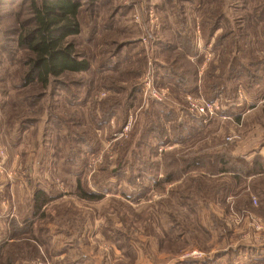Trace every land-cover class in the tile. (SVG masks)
<instances>
[{
    "label": "rangeland",
    "instance_id": "obj_1",
    "mask_svg": "<svg viewBox=\"0 0 264 264\" xmlns=\"http://www.w3.org/2000/svg\"><path fill=\"white\" fill-rule=\"evenodd\" d=\"M259 2H86L71 40L89 71L41 88L22 86L28 4L0 0V264H264V175L204 160L264 162ZM220 89L217 113L190 114Z\"/></svg>",
    "mask_w": 264,
    "mask_h": 264
},
{
    "label": "trees",
    "instance_id": "obj_2",
    "mask_svg": "<svg viewBox=\"0 0 264 264\" xmlns=\"http://www.w3.org/2000/svg\"><path fill=\"white\" fill-rule=\"evenodd\" d=\"M94 1L95 0H26L29 12L26 19L19 22L20 29L16 40V45L20 49L25 50L27 53L24 63H22V66L25 68L22 79L23 87L32 86L34 83L36 86L45 88L50 80L61 78L67 74L77 75L89 71L90 63L88 59L84 57L83 53L81 54L76 50V46L71 38L79 35L81 32L79 14L81 13V8L85 5L84 3L89 2L87 5H91ZM255 7L258 8H255L254 11H257L258 15L262 17L264 15V4L260 6L259 2ZM214 18L215 19H213L210 25L211 35H213L211 31L215 32L219 29L218 24L220 22L218 21V17L214 16ZM117 48H119V45ZM116 53L117 51L114 52L115 56H117ZM187 53H189V48H187ZM189 54L193 55L191 52ZM110 61L111 62L108 63L109 65L106 67H113L111 65L113 61ZM180 67L182 66H174L171 64L165 68V70H169L170 72V79L173 78L174 74H177L176 69ZM181 83L185 85L186 82L181 80ZM254 84V79H252V84L250 86ZM220 92L221 89L220 91L218 90L214 93L216 101L222 99ZM69 101L72 102L73 100L70 99ZM79 103L80 102L76 99L75 104ZM109 109L110 107L107 110V115L111 114L108 112ZM224 113L225 112L221 114L223 115ZM166 117H171L172 120H174L172 126L177 128L178 131L176 132L178 136H180L181 133L185 135L192 134V129L188 124H181V122H179L180 119L177 118L180 116L177 115L176 112L168 111ZM235 119L238 121L239 115L236 116ZM176 122L178 123V126H176L177 124L175 125ZM176 141L183 142L182 138H179ZM229 156L230 155L226 157L223 155L217 156L212 152L206 155L204 160H206L210 167L217 168L221 165L222 169L219 168L218 170L220 172L222 171L227 173L230 171L235 174V176H242V178L247 177L248 179L250 176L253 177L260 174L264 175V162H262L259 158H256L252 165L254 166L253 168L257 167L258 170L248 172V166L251 164H244L247 168L245 170L247 172H245L243 168V161H241V159H237V157L232 158ZM201 163L202 160L200 162H195V165H201ZM166 181L167 179L164 178L163 182ZM157 183L158 180L154 185ZM41 196L42 192H38L34 197L35 209H38L37 203L38 200L41 199ZM81 196H86L88 198L92 197L94 199L101 198L99 195H86L85 193H82Z\"/></svg>",
    "mask_w": 264,
    "mask_h": 264
},
{
    "label": "built area",
    "instance_id": "obj_3",
    "mask_svg": "<svg viewBox=\"0 0 264 264\" xmlns=\"http://www.w3.org/2000/svg\"><path fill=\"white\" fill-rule=\"evenodd\" d=\"M148 86V85H147ZM148 88V93L150 97L153 99L154 102H163V97L161 98L158 93L153 88ZM189 101V102H188ZM187 103L189 106V112L195 118H204L208 114H212L214 111L217 113L221 106L219 105L218 101H208L204 99V97L199 96L198 99L192 101L191 98L187 97ZM220 115H222L220 113ZM226 116V115H224ZM232 139L227 138V141H231Z\"/></svg>",
    "mask_w": 264,
    "mask_h": 264
},
{
    "label": "crops",
    "instance_id": "obj_4",
    "mask_svg": "<svg viewBox=\"0 0 264 264\" xmlns=\"http://www.w3.org/2000/svg\"><path fill=\"white\" fill-rule=\"evenodd\" d=\"M168 110H169V111H173V109H168ZM25 218H26V217H25ZM26 220H30V219L27 218Z\"/></svg>",
    "mask_w": 264,
    "mask_h": 264
}]
</instances>
